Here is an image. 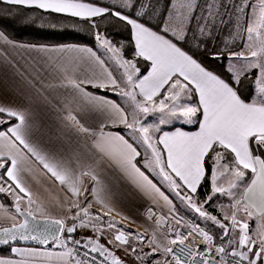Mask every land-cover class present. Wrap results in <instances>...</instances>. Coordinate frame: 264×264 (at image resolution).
I'll list each match as a JSON object with an SVG mask.
<instances>
[{
  "label": "snow or ice",
  "instance_id": "6c2138e0",
  "mask_svg": "<svg viewBox=\"0 0 264 264\" xmlns=\"http://www.w3.org/2000/svg\"><path fill=\"white\" fill-rule=\"evenodd\" d=\"M0 4L10 18L30 12L26 23L37 10L87 20L121 70L91 47L21 44L0 29L5 54L25 48L47 63L52 82L33 87L54 117L27 98L0 102V264H264V0ZM113 20L130 55L99 31ZM67 51L87 59L56 55ZM89 60L99 73L85 72ZM34 169L65 191L55 207L25 185ZM113 178L147 201L143 231L115 218Z\"/></svg>",
  "mask_w": 264,
  "mask_h": 264
},
{
  "label": "crops",
  "instance_id": "0c3cea01",
  "mask_svg": "<svg viewBox=\"0 0 264 264\" xmlns=\"http://www.w3.org/2000/svg\"><path fill=\"white\" fill-rule=\"evenodd\" d=\"M84 2H89V0H84ZM105 2V0H101ZM229 26L225 24L221 28L220 39H225L228 37ZM11 38V37H10ZM14 39V38H12ZM21 44H42L48 46L62 45V44H45L36 42H25L18 39H14ZM113 43V42H112ZM232 44V41L229 40ZM239 45V38L235 42ZM68 45H80L85 47H91L94 51H97L98 55H101L103 59L108 63L110 70L113 75H118L121 71L118 69L117 65L110 59V54L106 53L103 48H101L96 41V47L78 44V43H64ZM114 44V43H113ZM116 45V44H115ZM60 59L63 60H77L80 61L83 57L87 59V54H82L76 51H67L62 55L57 53ZM85 72L99 73L101 71L100 67L97 66L93 61H88L83 65ZM83 74V73H82ZM35 80H40L47 86L49 82H52V75L47 67V63L41 59L40 56L33 51L27 50L25 48H7L6 54L3 52V46L0 45V102H5L7 100H18L20 98H27L33 105L37 114L45 119L52 118V113L46 106L40 92L33 87V82ZM193 125H185L182 122L177 123L175 127H182L185 131H195L198 130V125L194 127ZM122 127V126H120ZM165 130H174L171 126H166ZM24 183L27 187L31 189L33 194L37 195L44 203L48 204L50 207H55L58 202H62L66 196L65 191L59 185V182L49 180L42 175L38 169H34L31 173H25L23 175ZM114 187L111 196V203L114 206L115 218L120 221L121 216H127L128 220L121 221L127 227L139 229L143 231V226H145V220L143 215V207L147 205V201L144 200L128 183L121 181L119 179L113 178ZM3 195L0 194V201L3 200ZM226 203V200L223 199ZM7 203V201H4ZM119 213V215H116ZM54 215L56 213H53ZM18 246L29 247L32 243H19ZM19 258V257H13Z\"/></svg>",
  "mask_w": 264,
  "mask_h": 264
},
{
  "label": "trees",
  "instance_id": "16d2710c",
  "mask_svg": "<svg viewBox=\"0 0 264 264\" xmlns=\"http://www.w3.org/2000/svg\"><path fill=\"white\" fill-rule=\"evenodd\" d=\"M9 11L11 10L8 9V6L0 4V29L6 31L11 38L25 42L45 44L78 43L96 47L94 31L85 19L71 17L68 14L37 10L35 12L37 19L26 23V16L30 12H26L24 16H12L10 18ZM99 31L117 46L119 43H124V53L130 55L128 49L130 33L122 23L115 20L105 22L100 26ZM210 66L216 68L217 71L220 70L217 62H211ZM247 92L248 82L246 81L245 94ZM196 126L195 124L194 127ZM211 210L213 211V209ZM19 243L32 242L20 241ZM5 254H8L6 247L0 245V255Z\"/></svg>",
  "mask_w": 264,
  "mask_h": 264
},
{
  "label": "rangeland",
  "instance_id": "374dc122",
  "mask_svg": "<svg viewBox=\"0 0 264 264\" xmlns=\"http://www.w3.org/2000/svg\"><path fill=\"white\" fill-rule=\"evenodd\" d=\"M102 35H103V34H102ZM245 179H247V177H245ZM221 180L224 181L225 178L222 177ZM223 199L226 200V203L223 201ZM221 203H223V204H228V203H229L228 198H226V197H222L219 201H217V204H221ZM215 207H216V205L213 206V208H215ZM211 209H212V208H210L209 211H212ZM213 214H215V213H213ZM181 215H185V213L182 211V212H181ZM189 218H195L194 214H192V216H190ZM248 223H249L250 233H254V230H255V228H256V221H255V218H252L251 220H249Z\"/></svg>",
  "mask_w": 264,
  "mask_h": 264
}]
</instances>
